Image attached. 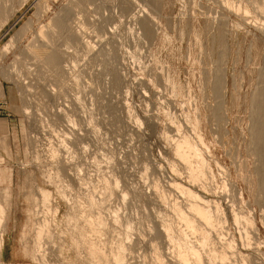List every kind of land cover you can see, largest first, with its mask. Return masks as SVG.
I'll return each instance as SVG.
<instances>
[{"label": "rangeland", "instance_id": "rangeland-1", "mask_svg": "<svg viewBox=\"0 0 264 264\" xmlns=\"http://www.w3.org/2000/svg\"><path fill=\"white\" fill-rule=\"evenodd\" d=\"M263 107L264 0H0V264H264Z\"/></svg>", "mask_w": 264, "mask_h": 264}, {"label": "bare ground", "instance_id": "bare-ground-1", "mask_svg": "<svg viewBox=\"0 0 264 264\" xmlns=\"http://www.w3.org/2000/svg\"><path fill=\"white\" fill-rule=\"evenodd\" d=\"M76 1V0H75ZM81 1L82 0H79V2L81 3ZM67 9V8H66ZM69 10V9H68ZM68 10H65L64 12H66V13H64L63 12V14H61V15H63V16H65L66 17V14H67V12H68ZM69 13V12H68ZM61 15H57V16H55L52 20H53V27L55 28H52V27H50V28H52V29H54L53 31H50L49 33L47 32H44V31H40L39 33H38V35H36L35 36V39H33L34 40V44H30V42H29V44L31 45V46H35V47H37V48H44V46H45V48H46V43H44L43 41H45V39H43V41H42V36L44 35V37L45 38H47L49 35L51 36V35H54V33H57L56 31H59V32H61L60 30H61V28H64V26H66L65 24H63L62 22H64V19H63V17H61ZM64 17V18H65ZM55 19V20H54ZM29 20V19H28ZM28 23V22H27ZM51 24H52V21H51ZM24 26V25H23ZM49 26V25H48ZM56 26V27H55ZM25 27V26H24ZM24 27H22V28H24ZM21 28V29H22ZM47 28H49V27H47ZM58 30H57V29ZM50 30V29H49ZM65 30H67V29H65ZM72 30V29H71ZM70 30V31H71ZM64 31V30H63ZM44 32V33H43ZM58 32V33H59ZM65 32V31H64ZM69 33H71V34H69L68 36L70 37V36H73V34H72V32H69ZM61 34H63V33H61ZM67 34V33H66ZM65 34V35H66ZM67 36V35H66ZM43 37V38H44ZM74 37L75 36H73V38H71V40H75L74 39ZM48 39V38H47ZM68 39V38H67ZM70 40V41H71ZM47 41V40H46ZM49 41V40H48ZM50 43V42H49ZM36 44V45H35ZM76 44V43H75ZM80 44V43H79ZM29 45V46H30ZM56 45V44H55ZM49 46V45H48ZM52 47V46H51ZM32 48V47H31ZM34 48V47H33ZM25 50V49H24ZM42 50V49H41ZM42 52V51H41ZM45 54H43V56H41L43 59V61L42 62H44L43 64H45V63H48V64H50V63H52V64H54V63H57L58 62V53L59 52H57L56 50H54L53 48H50L49 49V51L47 50L46 52H44ZM33 56H35V52L33 51ZM40 55V54H39ZM37 56V55H36ZM40 57V58H41ZM38 58H39V56H38ZM41 61V60H40ZM39 64V63H38ZM41 64V63H40ZM52 64H50V65H52ZM55 65V64H54ZM214 80V79H213ZM216 80V79H215ZM216 83V82H215ZM218 87V86H217ZM213 88V87H212ZM216 88V87H215ZM218 90V89H217ZM217 92V91H216ZM214 94V93H213ZM261 95V94H260ZM260 95H258L259 97H260ZM215 106V105H214ZM262 106V105H261ZM259 108V107H258ZM264 108V107H263ZM262 109V108H261ZM261 109L260 110H258V113L261 115L262 113H261ZM218 110V109H217ZM214 111V110H213ZM216 111V110H215ZM257 111V110H256ZM255 111V112H256ZM262 111H263V109H262ZM258 114V115H259ZM255 117V116H254ZM260 116H258L257 118H259ZM256 118V117H255ZM260 119V118H259ZM264 119V118H263ZM260 120H262V119H260ZM257 122V121H256ZM258 123V122H257ZM258 125H256V133L257 134H255V135H257V137H255L256 138V140H257V138L261 141V139H263L262 137H264V121H263V124H262V122L260 123V125L257 127ZM254 127V126H253ZM253 131V132H254ZM252 132V131H251ZM252 140H253V138H252ZM260 144V142H258V140L256 141V144ZM253 145V144H252ZM262 146V145H261ZM260 147V146H259ZM254 149V148H253ZM264 149V148H263ZM257 150V149H256ZM258 151V150H257ZM260 153V152H259ZM262 153V152H261ZM261 153H260V155H261ZM263 155V154H262ZM261 157V156H260ZM264 157V156H263ZM263 163V162H262ZM260 171H262V170H260ZM261 177V176H260ZM264 185V184H263ZM262 185V186H263ZM261 188V187H260ZM260 190V189H259ZM261 191V190H260ZM260 195V194H259ZM260 197V196H259ZM264 204V203H263Z\"/></svg>", "mask_w": 264, "mask_h": 264}]
</instances>
